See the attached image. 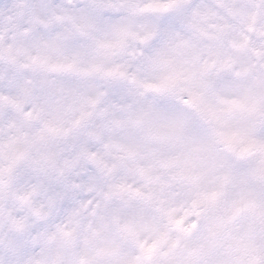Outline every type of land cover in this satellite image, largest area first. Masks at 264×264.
<instances>
[{"label": "clouds", "instance_id": "1", "mask_svg": "<svg viewBox=\"0 0 264 264\" xmlns=\"http://www.w3.org/2000/svg\"><path fill=\"white\" fill-rule=\"evenodd\" d=\"M0 264H264V0H0Z\"/></svg>", "mask_w": 264, "mask_h": 264}]
</instances>
